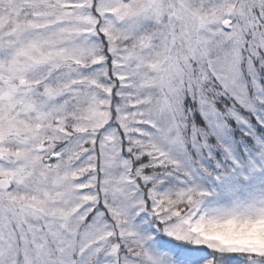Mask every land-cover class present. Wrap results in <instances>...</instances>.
<instances>
[{"label": "snow or ice", "instance_id": "1", "mask_svg": "<svg viewBox=\"0 0 264 264\" xmlns=\"http://www.w3.org/2000/svg\"><path fill=\"white\" fill-rule=\"evenodd\" d=\"M0 264H264V0H0Z\"/></svg>", "mask_w": 264, "mask_h": 264}]
</instances>
